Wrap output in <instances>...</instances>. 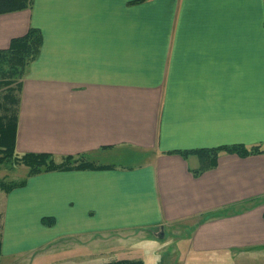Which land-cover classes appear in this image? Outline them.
<instances>
[{
    "label": "crops",
    "instance_id": "1",
    "mask_svg": "<svg viewBox=\"0 0 264 264\" xmlns=\"http://www.w3.org/2000/svg\"><path fill=\"white\" fill-rule=\"evenodd\" d=\"M31 28L43 45L22 80L15 153L114 168L39 175L5 196L14 241H35L7 257L57 241L96 254L115 235L168 229L188 235V261L263 264L264 153H220L198 178V157L168 153L264 152V0H33L0 16V50ZM122 153L137 164H106Z\"/></svg>",
    "mask_w": 264,
    "mask_h": 264
},
{
    "label": "trees",
    "instance_id": "2",
    "mask_svg": "<svg viewBox=\"0 0 264 264\" xmlns=\"http://www.w3.org/2000/svg\"><path fill=\"white\" fill-rule=\"evenodd\" d=\"M33 0H0V16L20 13L31 10ZM43 45L39 30L29 29L26 35L10 41L6 50H0V93L6 95L0 102V166L7 162L20 165L27 170L26 179L18 184L4 185L0 183V190L5 194L23 189L27 180L39 175L61 172H83L109 170L114 167L97 165L89 155L64 157L56 161L46 154L17 155L15 153V134L18 121L19 97L22 90V80L27 74L31 64L39 57ZM220 153L236 155L239 158L260 155L264 152L259 148L246 149L242 146L224 147L214 150H201L192 152H173L168 155H178L186 159L190 154L198 157L201 167L192 174L198 178L202 173L216 167L217 157ZM264 218V216H263ZM55 224L53 219L43 218L41 225L51 228ZM0 242V258L2 256ZM108 264H143L138 260H119Z\"/></svg>",
    "mask_w": 264,
    "mask_h": 264
},
{
    "label": "rangeland",
    "instance_id": "3",
    "mask_svg": "<svg viewBox=\"0 0 264 264\" xmlns=\"http://www.w3.org/2000/svg\"><path fill=\"white\" fill-rule=\"evenodd\" d=\"M6 95L5 92L0 93V102ZM139 156H133L132 154L122 153L116 158L106 159V164H126V166H134L137 164ZM57 161V160H56ZM27 170L14 163L7 162L0 166V183L4 185L18 184L26 179ZM5 194L0 190V242L3 245L4 233L11 238L7 241H14L16 237L14 232V226L5 224ZM177 231V230H174ZM188 235L184 236L183 233L176 232L173 234L168 229H155L152 232L144 233H130L115 235L113 238L105 240L103 242H97V253L91 252L90 247L87 246L88 242H82L85 246L67 249L63 248L61 244H68L63 242H54L50 247H41L35 249L26 255L25 262H20L17 257H7V252L14 250L21 251L24 246H33L35 241H28L25 243H19L14 241L12 245L5 246V255L0 258V264H108L111 262L126 260H138L143 264H199L188 261V246L185 239ZM130 245V246H129ZM62 250V251H61ZM114 253H109L114 251ZM91 253L89 259L88 256ZM112 254V255H111ZM25 257V255L23 256ZM29 257V258H28ZM68 260L71 262H63ZM62 261V263L60 262ZM79 261V263H76ZM81 261V262H80ZM229 264V263H228ZM234 264V263H232ZM235 264H252L250 261H242ZM257 264V263H256ZM264 264V263H263Z\"/></svg>",
    "mask_w": 264,
    "mask_h": 264
}]
</instances>
